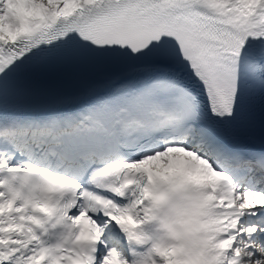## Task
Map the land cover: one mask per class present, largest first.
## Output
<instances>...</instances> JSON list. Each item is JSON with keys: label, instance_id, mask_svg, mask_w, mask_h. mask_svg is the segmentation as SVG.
<instances>
[{"label": "snow or ice", "instance_id": "1", "mask_svg": "<svg viewBox=\"0 0 264 264\" xmlns=\"http://www.w3.org/2000/svg\"><path fill=\"white\" fill-rule=\"evenodd\" d=\"M0 264H264V0H0Z\"/></svg>", "mask_w": 264, "mask_h": 264}]
</instances>
